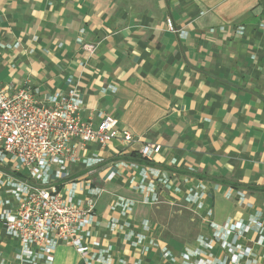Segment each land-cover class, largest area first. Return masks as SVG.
Wrapping results in <instances>:
<instances>
[{
  "label": "crops",
  "instance_id": "obj_1",
  "mask_svg": "<svg viewBox=\"0 0 264 264\" xmlns=\"http://www.w3.org/2000/svg\"><path fill=\"white\" fill-rule=\"evenodd\" d=\"M263 21L264 0H0L5 91L28 83L45 98L67 92L72 77L84 120L103 112L140 140L90 143L69 166L76 199L96 194L91 264L223 258L207 221L252 218L258 224L236 243L253 246L251 264H264V243L256 244L264 240ZM146 142L161 145L154 165L132 155ZM94 156L101 162L88 165ZM26 175L0 164V264H25L2 217ZM123 197L133 201L126 213ZM53 255L37 264H86L71 246Z\"/></svg>",
  "mask_w": 264,
  "mask_h": 264
},
{
  "label": "built area",
  "instance_id": "obj_2",
  "mask_svg": "<svg viewBox=\"0 0 264 264\" xmlns=\"http://www.w3.org/2000/svg\"><path fill=\"white\" fill-rule=\"evenodd\" d=\"M166 23L170 31L177 32L171 18ZM260 25L264 28V21ZM85 47L94 50L92 44ZM67 82L72 86L67 92L55 91L45 98H40L37 89L28 83L12 94L0 85V164L14 162L19 172L27 171L25 179L20 178V187L13 190L18 197L17 206L2 218L7 233L21 243L25 264H37V257L53 262L60 245L75 248L84 262L91 264L90 252L98 245L92 241L91 226L100 223L96 194L85 200L76 199L77 184L70 181L69 166L80 160V148L90 143L106 146L119 139L129 147L140 141L129 129L118 128V120L111 115L100 112L97 122L84 120L83 100L73 86V78ZM160 150V144L146 142L139 153L152 160ZM98 162L101 158L94 156L86 163ZM122 202L126 213L133 201L123 197ZM207 223L214 228V240L226 252L225 257L209 254L197 263L185 253L184 264L252 263L253 246H241L236 240L251 232L258 224L257 218L247 224L227 221L219 226L212 220ZM109 225L114 227L116 223ZM263 243V237L256 241L257 245ZM97 260L106 264L101 258Z\"/></svg>",
  "mask_w": 264,
  "mask_h": 264
},
{
  "label": "trees",
  "instance_id": "obj_3",
  "mask_svg": "<svg viewBox=\"0 0 264 264\" xmlns=\"http://www.w3.org/2000/svg\"><path fill=\"white\" fill-rule=\"evenodd\" d=\"M132 155L134 156L135 160L138 161V162L150 163V164H153V165L155 164V163H152L151 160H148L147 158L142 157L140 154L138 155L137 153H133ZM227 183L231 184L232 182H227ZM232 185L235 186V187L241 186V185H238V184H235V183H232Z\"/></svg>",
  "mask_w": 264,
  "mask_h": 264
},
{
  "label": "rangeland",
  "instance_id": "obj_4",
  "mask_svg": "<svg viewBox=\"0 0 264 264\" xmlns=\"http://www.w3.org/2000/svg\"><path fill=\"white\" fill-rule=\"evenodd\" d=\"M24 169V168H23ZM184 217V216H183ZM229 262H230V260H229Z\"/></svg>",
  "mask_w": 264,
  "mask_h": 264
}]
</instances>
